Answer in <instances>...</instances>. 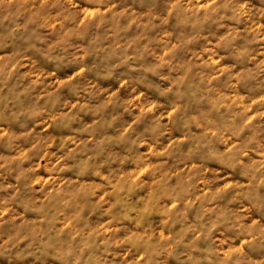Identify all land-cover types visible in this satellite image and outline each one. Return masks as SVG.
I'll list each match as a JSON object with an SVG mask.
<instances>
[{
  "label": "rangeland",
  "instance_id": "374dc122",
  "mask_svg": "<svg viewBox=\"0 0 264 264\" xmlns=\"http://www.w3.org/2000/svg\"><path fill=\"white\" fill-rule=\"evenodd\" d=\"M0 264H264V0H0Z\"/></svg>",
  "mask_w": 264,
  "mask_h": 264
}]
</instances>
